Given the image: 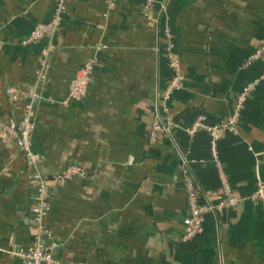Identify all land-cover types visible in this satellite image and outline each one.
Returning <instances> with one entry per match:
<instances>
[{"label":"crops","instance_id":"1","mask_svg":"<svg viewBox=\"0 0 264 264\" xmlns=\"http://www.w3.org/2000/svg\"><path fill=\"white\" fill-rule=\"evenodd\" d=\"M63 1L53 36L30 44L37 23ZM0 0V113L20 118L25 101L6 91L38 84L41 50L51 43L49 71L39 84L32 143L51 176L69 166L85 173L51 192L48 243L64 264H264V206L253 200L264 181V0ZM169 46L186 79L160 111L172 122L153 136L158 95L173 75ZM97 55L86 97L62 103L86 60ZM258 80L237 133L222 132L219 153L232 195L240 200L205 216L204 230L183 240L184 183L197 180L201 200L223 197L210 136L187 132L198 115L226 121L243 87ZM34 172L15 139L0 128V264H23L11 241L28 247Z\"/></svg>","mask_w":264,"mask_h":264},{"label":"built area","instance_id":"2","mask_svg":"<svg viewBox=\"0 0 264 264\" xmlns=\"http://www.w3.org/2000/svg\"><path fill=\"white\" fill-rule=\"evenodd\" d=\"M108 8L112 9L117 0H105ZM157 0H145L144 13L147 18L153 17V10L156 7ZM65 13V5L61 1L56 7L52 19L48 22L37 23L33 31L23 43L30 44L39 41L49 36H53L61 25ZM53 50L51 43H48L41 50V58L38 69L36 71L38 86L45 83L49 71V58ZM264 57V47L259 48L252 54L250 60ZM98 62L97 55L89 57L86 62L78 69L75 77L69 85L68 95L63 99L62 103L67 104L71 100L80 101L84 99L89 91L90 83L96 63ZM169 64L173 70V75L168 81L166 87L158 95L159 107L154 112L153 120V136L158 131H168L172 122H164L161 110L168 112V101L172 94L180 89L186 79L181 70L179 59L169 46ZM258 80L247 83L240 91L238 102L235 110L228 116L225 122L219 124H210L207 122L206 115L200 114L194 120L192 125L187 128L190 135H194L200 129H204L210 136V148L213 161L218 169L222 184L223 197L218 202L204 203L201 200L200 187L197 180L188 171L184 175V183L187 193V214L183 219V240H189L200 234L204 230L205 216L209 212L218 213L227 206H233L240 200L232 195L230 182L223 170L222 161L219 153V140L222 137V132L237 133L240 124L241 113L247 103L248 96L254 90ZM33 86L25 91H20L14 86L6 88L12 100L23 99L25 101L23 115L16 119L10 117L5 120L0 113V128L7 131L18 144L21 152L24 154L27 163L34 168L31 174L29 183L34 190L32 202L29 206V212L33 218L35 234L31 244L28 247H23L11 241L10 252L19 257L23 264H64L56 255L53 246L48 243L52 238V229L47 225L45 218L50 210L51 192L63 182L72 179L74 176H80L85 171L76 165L69 166L65 170L58 171L51 176L44 175L39 165L42 161V156L33 148L32 138L37 124V108L38 103L43 99L38 86ZM251 198L262 202L264 206V181L260 180L257 183L255 191Z\"/></svg>","mask_w":264,"mask_h":264}]
</instances>
